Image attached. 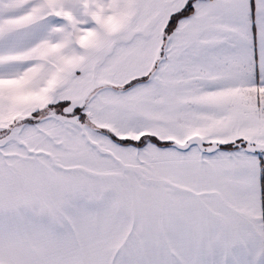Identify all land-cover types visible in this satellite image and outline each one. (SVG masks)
Listing matches in <instances>:
<instances>
[{"label":"snow or ice","instance_id":"1","mask_svg":"<svg viewBox=\"0 0 264 264\" xmlns=\"http://www.w3.org/2000/svg\"><path fill=\"white\" fill-rule=\"evenodd\" d=\"M0 264H264V0H0Z\"/></svg>","mask_w":264,"mask_h":264}]
</instances>
